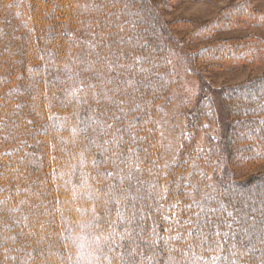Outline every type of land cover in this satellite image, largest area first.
<instances>
[{"label":"trees","instance_id":"1","mask_svg":"<svg viewBox=\"0 0 264 264\" xmlns=\"http://www.w3.org/2000/svg\"><path fill=\"white\" fill-rule=\"evenodd\" d=\"M245 24L264 30L247 0L198 25L156 0H0V264H264V70L205 77L264 65V36H220ZM177 53L199 88L164 164Z\"/></svg>","mask_w":264,"mask_h":264},{"label":"rangeland","instance_id":"2","mask_svg":"<svg viewBox=\"0 0 264 264\" xmlns=\"http://www.w3.org/2000/svg\"><path fill=\"white\" fill-rule=\"evenodd\" d=\"M161 3L165 18L168 20H190L194 25L208 21L216 12L225 6L237 3L242 0H156ZM251 7L258 10H264V0H247ZM196 27V26H195ZM192 27L186 30L177 31L178 38L186 35ZM248 33H259L264 36V30L250 28L247 24L243 28L237 29L232 33L221 34L220 36L245 35ZM201 44L194 41L190 44V50L199 47ZM176 64V84L171 91L166 102L160 104L156 115L158 126V140L160 143V152L164 159V164H168L174 156L181 139L186 135V116L192 110L195 104V97L198 93L199 83L194 75L188 74L187 67L182 63V58L174 55ZM198 69V68H196ZM264 70V65L248 66L246 64L231 65L222 64L219 69H211L206 74L209 82L213 86L232 84L246 77L258 74ZM7 73H0V78H6ZM207 124V131L213 129L212 125ZM205 133V131H204ZM203 133L198 137V146L205 145L203 142ZM264 165L258 170L263 169Z\"/></svg>","mask_w":264,"mask_h":264}]
</instances>
